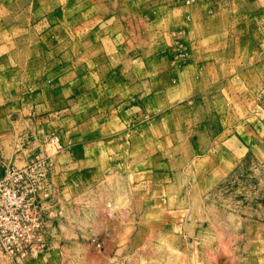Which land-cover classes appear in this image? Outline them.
<instances>
[{"label": "rangeland", "instance_id": "374dc122", "mask_svg": "<svg viewBox=\"0 0 264 264\" xmlns=\"http://www.w3.org/2000/svg\"><path fill=\"white\" fill-rule=\"evenodd\" d=\"M39 152L70 229L0 264H264V0H0V170Z\"/></svg>", "mask_w": 264, "mask_h": 264}, {"label": "built area", "instance_id": "2783aa9c", "mask_svg": "<svg viewBox=\"0 0 264 264\" xmlns=\"http://www.w3.org/2000/svg\"><path fill=\"white\" fill-rule=\"evenodd\" d=\"M48 145L55 151L63 148L54 133ZM52 172L51 154L42 152L32 155L22 168L0 170V251L12 259H35L56 241ZM45 203L54 208V216H49Z\"/></svg>", "mask_w": 264, "mask_h": 264}, {"label": "crops", "instance_id": "0c3cea01", "mask_svg": "<svg viewBox=\"0 0 264 264\" xmlns=\"http://www.w3.org/2000/svg\"><path fill=\"white\" fill-rule=\"evenodd\" d=\"M62 169V166H60L59 164L55 163L54 161V165H53V172H52V184L54 186V189L56 191V194L54 196V199H56L57 203H56V212H58V215H56L52 221L53 224L55 225L54 230L57 232V236L56 239H60V236H65L66 231L69 230L70 228H67L64 226L63 224V218L66 217L67 215H72L73 211L69 212L67 209V199L65 197V183L64 181L60 180L59 178V173ZM65 178V177H64ZM68 177L66 176V179ZM68 180V179H67ZM45 208L48 211L49 216H54L55 215V211H53L54 208L49 207V205L47 203H45ZM53 245H57V242L55 241ZM48 254V252H46ZM45 253V255H47Z\"/></svg>", "mask_w": 264, "mask_h": 264}]
</instances>
